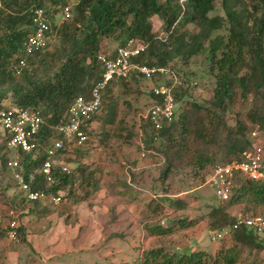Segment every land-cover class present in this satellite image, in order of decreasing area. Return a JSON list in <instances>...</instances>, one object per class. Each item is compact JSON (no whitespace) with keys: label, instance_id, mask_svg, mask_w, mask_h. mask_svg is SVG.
<instances>
[{"label":"trees","instance_id":"trees-1","mask_svg":"<svg viewBox=\"0 0 264 264\" xmlns=\"http://www.w3.org/2000/svg\"><path fill=\"white\" fill-rule=\"evenodd\" d=\"M44 1H49V5L53 6L54 10L64 0H0V85L4 84L12 74L13 62L21 54L22 40L31 30L30 27L26 31L23 30L22 25L29 26L31 11L34 8L44 9L47 14L51 11L50 8L42 5ZM213 1L186 0L183 4H179L178 0H74L72 8L75 7L73 10L76 17L71 23L62 24L60 30L57 31L62 50H65L55 52V58L59 61L58 67L50 77L42 80L33 79L34 77L26 71V68L21 69L17 75L20 77L19 81L11 80L8 84L7 90L11 93L13 100L11 103L30 109L43 107L40 109V114L44 124L39 136L41 137L40 144L45 149L59 138L55 134L54 126L59 123L69 104L78 96L86 97L91 85L99 77L100 68L96 63V55L99 54V37L120 39L117 47H121L128 38L141 40L146 43V49L135 61L147 66L167 69L177 78V73L168 65L169 61L177 57L186 64L191 57L205 53L206 74L211 75L214 80L212 100L208 108L194 101L188 105L185 103L178 116L175 114L168 125L156 130L158 132L156 136L164 139L165 144L164 157L161 159L158 157L157 161L161 160L162 164L165 163L160 181L163 182L169 175L172 164L177 163L183 157L192 159L200 169L207 165H211L212 168L216 165L238 161L241 153L250 146L248 140H244L242 144L237 139L233 140V144H228L224 157L219 162L214 161L213 155L208 158L202 153H196L194 157H191V148L197 144L217 147L220 143L222 147L224 141H230L229 133L223 136L224 124L219 123L216 111L225 108L234 96L235 87L245 93L247 74L256 75L259 82L257 88L264 85V0H254L250 5L239 3L238 0H222L220 6L224 13L223 19L216 16L208 17V14L213 11ZM153 15L162 21L165 38H158L151 34L147 20ZM127 18H130L128 24H126ZM187 24L192 25L196 32H186L182 29ZM222 27L225 29V36L215 34V31H219ZM204 42H206L205 45ZM44 53L45 51L35 53L27 60V66L28 61L30 63L33 58ZM41 63L46 66L44 69L51 68L45 59ZM5 68L10 69L9 73L4 71ZM243 70L248 73L239 75ZM85 78L87 81L90 80L88 85L85 84ZM131 78L141 79L139 76H131L129 79ZM149 80L154 85L170 84V79L160 74L153 75ZM121 81H128V79L114 80L106 85L101 93V107L105 95L111 92L114 84ZM181 82L182 86L185 83L186 86L174 88L172 96L175 105H180V102L185 100L184 93L194 87L192 81L182 78ZM7 90L0 91V99ZM148 94L152 102H158L150 91ZM108 108L113 109L114 105L109 104ZM262 109L261 120L264 121V105ZM94 116L86 122L87 136L92 135L91 124ZM252 116L254 115H250V118ZM175 117L177 119L174 121ZM111 119L110 114L106 122L111 123ZM147 125L152 132L151 125L148 122ZM235 126L234 132L238 137L243 138L244 127L239 123ZM0 149V162L2 169L6 171L8 150L3 144H0ZM44 149L40 150L38 160L32 164L26 163L28 157H21L24 167L23 175L39 168L45 157ZM75 150L84 149H72L64 153V156ZM95 171L87 166L74 167L68 174L60 173L55 169L52 174L54 179L52 184L47 183L40 174H36L31 188L44 193L48 200L62 194L59 204L53 207L56 214L61 216L69 212L71 206L76 207L87 198L86 194L79 195V192H82L84 185L88 186L86 181L91 187L90 178L96 181ZM91 175L94 176L91 177ZM13 186L16 189L14 182ZM18 194L27 205L21 193ZM150 202L148 206L151 207L150 212L153 214L159 213L163 205L174 214L185 209L184 202L177 197L170 198L163 195L161 198L151 199ZM43 203L49 204L46 201L34 202L31 205ZM238 204L264 208V184L237 178L234 187L231 188L229 199L223 203V206L212 209L208 213L213 219L218 216V219L210 224L213 232L226 225H231L237 215H245L230 216L228 214L227 210ZM25 208L29 210V206ZM67 217L75 219L74 214L71 216L68 214L64 218V223L68 222ZM191 225L192 222L186 223L184 220H172L171 218L166 227H161L157 223L146 227L144 232L150 237L149 239H164L172 235L175 230H185ZM20 228L18 226L16 229L17 239ZM0 230L4 235L1 226ZM225 239H228L226 245L222 242ZM237 246L254 252L264 251V238L238 228L232 230L219 242V248L213 256L204 251L166 252L161 246H154L142 251L139 264H207V261H210V264H236Z\"/></svg>","mask_w":264,"mask_h":264},{"label":"rangeland","instance_id":"rangeland-1","mask_svg":"<svg viewBox=\"0 0 264 264\" xmlns=\"http://www.w3.org/2000/svg\"><path fill=\"white\" fill-rule=\"evenodd\" d=\"M221 1H213V11L208 14V17L224 18L220 6ZM253 1L238 0L244 5H250ZM49 4V1L42 3L44 7L51 10L49 15L53 29L50 34L52 39L44 54L33 58L30 63L28 61L26 71L32 74L33 79L42 80L50 77L59 65V61L55 58V52L62 50L57 34L62 24H58L59 15ZM73 8L71 19L66 22L68 24L76 17ZM129 19H126V24ZM147 23L152 35L165 38L164 25L157 16H151ZM22 28L26 31L29 26L22 25ZM182 29H185L186 32H196V29L190 24ZM215 34L225 36L224 27L215 31ZM98 41V52L106 55L112 54L120 44V39L99 37ZM203 44L205 45L206 42ZM43 59L51 67L50 69H44L46 66L41 63ZM168 65L177 73L179 79L183 78L186 81L194 82L192 83L194 87L184 93L185 100H182L180 105H175V114L178 116L182 106L193 101L208 108L212 100L214 80L211 75L206 74L205 53L191 57L186 64L175 57L168 62ZM9 70V68L4 69L7 73ZM244 73L247 74L248 71L243 70L239 75ZM19 78V76L9 75L5 83L0 85V91H6L9 81L17 82ZM168 78L171 79V77ZM89 81L85 78V84L88 85ZM152 85L154 84L150 80L133 78L114 84L111 92L105 95L102 107L93 118L92 135L88 136L84 150L72 151L61 158L68 165L70 171L74 167L81 166L97 169L96 172L99 175H91V177L94 176L95 179L98 177V181H95L94 178L89 180L92 183L91 189L97 186L96 183L103 184L104 172L102 171L106 167L114 168L115 171L122 174L121 176L117 175L119 180L129 181L130 188L124 187L121 194L116 196L118 203L114 209L120 212L115 218L109 219L108 214L111 212L108 210V206L110 204L105 197L107 201H104L103 192L100 190L99 194L94 195L96 201H94V206L92 205L93 208L90 209L83 204L76 206L77 223L74 227L73 224L68 225L69 221L64 225L61 219L55 216L57 215L56 210L49 204L26 205L13 186L10 171L7 169L4 171L0 162V218L6 216L8 208L23 212L18 216V226L20 225L21 230L15 243L6 238L0 230V264H42L41 259L45 257L46 252L49 255L46 260L47 264L61 263L60 258H56L54 255L58 253L61 245H65L69 249H76V253H79L73 255L76 263L65 260L69 264H139L142 251L154 246H161L166 252L181 253L187 247L190 238L193 240L187 251L196 249V246L208 254L213 250L211 249L213 242L210 240L213 231L210 224L218 219V216L213 219L208 213L212 209L223 206V203L215 199L211 190L204 183L211 170V165L200 169L192 159L183 157L177 163L172 164L169 175L163 182L160 181L165 163L162 164L161 160L157 161L158 157L160 159L164 157V139L156 136L157 131L151 132L147 122L139 120L141 119L140 115H143L153 104L148 94ZM257 85L259 82L256 75L249 76L247 74L245 93L235 87L234 96L225 108L216 111L219 123L224 124L223 136L229 133L230 141H224L222 147H220L221 143L217 147L194 145L191 148V157H194L196 153H202L204 157L208 158L213 155L214 161L219 162L224 157L228 144H233V140L237 139L241 144L244 140H248L249 145L257 141L264 144V121L261 120L264 85L261 88H257ZM183 86H186V83ZM183 86L182 88H184ZM11 102L13 103L11 93L7 90L0 99V104L7 105L12 104ZM109 104H113L114 108L109 109ZM40 107L43 109L42 106ZM110 114L112 115L111 123L106 122ZM252 114L254 116L250 118ZM176 119L177 117L174 118V121ZM236 123L244 127L243 138L238 137L234 132ZM6 153L10 158L13 155L9 151ZM119 157L120 159H117ZM124 169L126 171L121 173ZM163 195L181 199L185 204V209L174 214L163 205L159 213H151V207L148 206L151 203L150 200L156 199V197L161 198ZM27 206H29V210L25 208ZM262 211L264 208L242 204L232 206L227 210L230 216L254 215ZM171 218L172 220L181 219L186 223L192 222V225L185 230H175V234L166 236L164 239H149L150 237L146 236V232H144L146 227L157 223L161 227H166ZM160 220H165L166 225H161ZM62 233L68 235V239L64 241L65 244L59 243ZM227 241L228 239H225L222 242L226 245ZM236 250V264H264V251H249L241 246H237ZM80 252H86V254ZM207 264H210V261H207Z\"/></svg>","mask_w":264,"mask_h":264},{"label":"built area","instance_id":"built-area-1","mask_svg":"<svg viewBox=\"0 0 264 264\" xmlns=\"http://www.w3.org/2000/svg\"><path fill=\"white\" fill-rule=\"evenodd\" d=\"M185 1L179 0L178 3L183 4ZM73 4L74 0H64L62 4L54 8L59 15V25L71 19ZM29 27L31 30L21 43V54L15 58L11 68L15 76L19 75L21 69L27 67V60L35 53L46 51L52 39L50 15L44 9L34 8L31 11ZM145 49L146 43L135 38H128L121 47L115 48L112 56L97 54L96 63L100 68L98 79L91 85L86 97L78 96L69 104L59 123L54 126L55 134L59 138L45 149L40 144L39 134L44 124L40 109L23 108L14 104L0 105V144L13 153L11 158L8 157L6 168L11 173V179L18 193H21L27 204L46 201L52 207L59 204L62 194L48 200L44 193L31 188L35 175L40 174L47 183L52 184L54 180L52 174L55 169L63 174L70 172L68 165L61 158L67 151L85 147L88 141L85 132L86 122L99 111L101 93L109 82L129 79L131 76L149 80L155 74L171 77L169 85L150 87V93L158 99V102H152L153 104L145 113L140 115L139 120L148 122L154 131L172 121L175 115L172 94L174 88L182 86V82L167 69L136 62L135 60ZM41 149H44L45 157L39 168L23 175L24 167L21 157H28L26 163L32 164L38 160ZM237 178L264 184V144L257 141L241 153L238 161L212 167L204 183L215 199L224 203L229 199L231 188L234 187ZM22 213L10 208L6 216L0 218L4 236L12 243L17 241L18 216ZM164 221L160 220V224L166 225ZM238 228L264 238V212L254 215H237L231 225L214 231L210 240L213 243H219L232 230Z\"/></svg>","mask_w":264,"mask_h":264},{"label":"crops","instance_id":"crops-1","mask_svg":"<svg viewBox=\"0 0 264 264\" xmlns=\"http://www.w3.org/2000/svg\"><path fill=\"white\" fill-rule=\"evenodd\" d=\"M114 51V50H113ZM92 128V127H91ZM117 159H120V157L119 158H117ZM88 168H90V169H93L92 167H88ZM94 170H96L97 171V169H94ZM95 171V173H96V175H99V173L98 172H96ZM124 171H126L125 169L123 170V172H121V173H124ZM102 172H104L103 173V179H102V185H100L99 183H101V182H99V183H97V186H96V190L94 191L93 189L94 188H92L91 189V187H90V183H88V181H86V183L88 184V186H83L82 187V189L84 190H82V192H79V195H83L84 196V194H86L87 195V198H85V200H82V202H80V204H83V205H85V206H87V207H90V209L91 208H93L92 207V205L94 204V201H96L95 199H94V195H97V194H99V192H100V190H102V195H103V198L105 197L107 200H108V202H109V204H110V206H108V210H110V214H108L109 215V219L111 220V219H113V218H115V216L116 215H118L119 214V212L120 211H116L115 209H114V206L118 203V201L116 200V196L118 195V194H121L120 192H121V190H123L124 189V187H127V188H130V186H129V181H122V180H119L118 179V177H117V175H119V176H121L122 174H120L118 171H115V169L114 168H111V167H106V168H103V171ZM129 180V179H128ZM96 181H98V177H97V179H96ZM88 187V188H87ZM89 189V190H88ZM82 196V197H83ZM121 196H123V195H121ZM81 197V196H80ZM105 198H104V201H107V200H105ZM139 200H140V198H139ZM28 205H31V204H28ZM94 206V205H93ZM53 208V207H52ZM27 210H28V208H26ZM76 207H73V206H71L70 207V211L69 212H67V213H65V214H62L61 216H58V215H55L57 218H59V219H61V221H62V223L65 225L66 223H69L68 225L69 226H71L72 224H73V227L75 226V224L77 223V215H76V218L75 219H73L72 217H67L66 219H67V221H69V222H65L64 223V218L68 215V214H70V216H71V214L73 215H75L76 213ZM22 212V211H21ZM71 218H72V221H70L71 220ZM70 219V220H69ZM74 220V221H73ZM66 221V220H65ZM71 222H73V223H71ZM20 226V225H19ZM173 234H175V233H172V235ZM68 239V235H63V233L60 235V241H59V243L60 244H65V240H67ZM193 240V238H190L189 239V241L187 242V247L185 248V249H183L184 251H187V249L189 248V246H190V242ZM218 246H219V243H213V245H212V247H211V249H213L212 251H209V254L210 255H213V253H215L216 251H217V249H218ZM210 249V250H211ZM195 250H197V251H204L202 248H200V247H198V246H196V249H193V250H190V251H195ZM205 252V251H204ZM81 254H86V252H80ZM206 253H208V252H206ZM46 255H45V257H41L42 259H41V261H43V263L42 264H47V262H46V260L49 258V255H47V252L45 253ZM74 254H79V253H76V249H72V248H66L65 247V245H61L60 246V248H59V251H58V253H55L54 255H56L55 257L57 258H60V260H61V263L60 262H58V263H56V264H69V263H66L65 262V260H71L72 261V263H76V260L75 259H73V255ZM39 258H40V256H39Z\"/></svg>","mask_w":264,"mask_h":264}]
</instances>
